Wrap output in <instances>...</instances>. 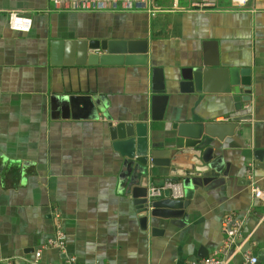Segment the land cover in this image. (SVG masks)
<instances>
[{"label":"crops","instance_id":"crops-1","mask_svg":"<svg viewBox=\"0 0 264 264\" xmlns=\"http://www.w3.org/2000/svg\"><path fill=\"white\" fill-rule=\"evenodd\" d=\"M157 2L167 11L152 17L0 0V264H35L39 250L38 264H64L66 256L76 264L220 258L222 222L230 213L243 220L242 250L230 264H244L246 255L264 264V202L253 191H264V0ZM11 11L32 18L29 33L10 29ZM96 39L146 41L148 65H67L52 48ZM198 59L248 69L250 94L243 96L251 101L235 111L218 80L196 91L188 82ZM153 68L164 75L162 111L153 106ZM69 98L78 99L75 110L66 109ZM90 100L103 107L97 117L85 107ZM241 116L249 119L236 129L213 126L223 134L212 146L224 157L225 174L188 197L185 192L177 219L145 220L128 190L127 158L114 147L109 122L148 123L150 150L170 156L169 167L149 162V187L181 183L202 163L200 151L184 146L177 125L227 124ZM56 214L67 235L65 254L48 246Z\"/></svg>","mask_w":264,"mask_h":264},{"label":"water","instance_id":"water-1","mask_svg":"<svg viewBox=\"0 0 264 264\" xmlns=\"http://www.w3.org/2000/svg\"><path fill=\"white\" fill-rule=\"evenodd\" d=\"M54 53L63 57L67 65H121V64H144L148 65L147 43L139 40H79L60 41L52 45ZM189 75L190 85L200 92L209 83L218 80L221 83L223 93L231 95L235 111H241L243 102H250V74L248 69L225 68L220 66V61L209 65L205 59L195 61ZM153 106L158 111L166 109L168 96H164L165 81L164 75L159 68H153ZM77 98H69L66 109L75 110ZM85 107H90L92 114L97 117V109L103 110L95 101H89ZM64 102H62L63 106ZM153 107V108H154ZM104 115L107 113L104 112ZM249 119L248 116L233 118L231 123L203 124V123H182L177 125L178 135L185 139L184 146L201 152L202 163L191 175L182 176V185L187 197L193 190L207 187L225 172L222 171L226 165L224 157L215 151L212 146L213 140L222 141L223 134L215 132L213 127L226 126V129H236L238 123ZM114 147L118 149L127 159L125 165L128 172V190L138 206L140 215L146 220L150 215L165 219H177L181 216L185 202L174 198H167L160 201L148 199V171L149 162L155 165L170 166V156L165 159L156 150H150L148 128L146 122H114L108 124ZM175 127V128H176ZM227 133V131H226ZM204 135L206 136L204 138ZM156 147V146H153ZM151 158V160H150ZM177 182V181H174ZM175 223V222H174Z\"/></svg>","mask_w":264,"mask_h":264},{"label":"built area","instance_id":"built-area-1","mask_svg":"<svg viewBox=\"0 0 264 264\" xmlns=\"http://www.w3.org/2000/svg\"><path fill=\"white\" fill-rule=\"evenodd\" d=\"M53 7L57 11L70 12H108V13H127V12H143L149 16H156L159 13L166 12L157 0H50ZM233 3L244 5L248 0H231ZM199 8L209 5L207 2L203 4H195ZM33 20L30 16L22 14L18 11L9 13V27L14 32L29 33L32 30ZM254 196L264 202V191L255 188ZM169 194L174 199H182L185 195L182 183L174 181H166L162 186L150 185L148 187V199L150 202ZM57 222V230L52 239L49 240L50 248L65 254L67 235L60 227V215H55ZM243 220L230 213L224 217L222 222V230L226 236L222 253L225 255L220 258L208 257L202 260L193 261L188 264H230L234 255L242 250L243 243L238 241L241 236ZM35 264L39 263L42 256L41 250L36 252ZM258 259L254 256L246 255L244 264H256ZM64 264H76V259L72 256L64 258Z\"/></svg>","mask_w":264,"mask_h":264}]
</instances>
